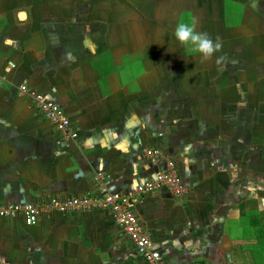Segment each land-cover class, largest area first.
I'll use <instances>...</instances> for the list:
<instances>
[{"label":"crops","instance_id":"0c3cea01","mask_svg":"<svg viewBox=\"0 0 264 264\" xmlns=\"http://www.w3.org/2000/svg\"><path fill=\"white\" fill-rule=\"evenodd\" d=\"M252 2L0 0V205L133 192L173 161L186 195L158 190L135 208L163 263L264 264V11ZM180 20L221 49H185ZM22 84L62 108L76 141ZM0 264L145 263L95 211L0 219Z\"/></svg>","mask_w":264,"mask_h":264},{"label":"built area","instance_id":"2783aa9c","mask_svg":"<svg viewBox=\"0 0 264 264\" xmlns=\"http://www.w3.org/2000/svg\"><path fill=\"white\" fill-rule=\"evenodd\" d=\"M22 95L31 100V106L53 128L60 138L70 143L78 139V132L62 108L44 94L19 86ZM151 162H158L162 152L152 148L146 152ZM106 175H95L96 184L102 185ZM158 190H166L175 198H182L187 193V186L178 173L173 161H168L165 169L157 172L154 178L138 186L133 192H110L102 196L87 194L81 197L50 199L46 202L10 203L0 205V219H20L28 226L37 225L44 217L72 213L90 214L105 211L112 215L117 226L128 236L136 253L145 264H164L158 246L140 225L136 205L141 199Z\"/></svg>","mask_w":264,"mask_h":264},{"label":"clouds","instance_id":"9594fccd","mask_svg":"<svg viewBox=\"0 0 264 264\" xmlns=\"http://www.w3.org/2000/svg\"><path fill=\"white\" fill-rule=\"evenodd\" d=\"M173 35L181 46L193 53H198L202 60L209 59L222 47L219 37L213 39L207 33L196 32L190 20H180L175 26ZM221 59L222 57H218L216 63L219 64Z\"/></svg>","mask_w":264,"mask_h":264},{"label":"rangeland","instance_id":"374dc122","mask_svg":"<svg viewBox=\"0 0 264 264\" xmlns=\"http://www.w3.org/2000/svg\"><path fill=\"white\" fill-rule=\"evenodd\" d=\"M253 2L251 3V5L255 6V10H259V11H264V0H252ZM262 18V17H261ZM259 19V24H258V31H263V26H262V19ZM263 41V40H262ZM264 54V52H258V56ZM255 55L257 56V54L255 53ZM257 58V57H256ZM258 60V59H257ZM259 61V60H258ZM261 63H264V59L262 61H260ZM241 119L243 121L247 120L246 115H241ZM262 119V118H261ZM261 122L263 121H259L258 124L261 126ZM259 132V131H258Z\"/></svg>","mask_w":264,"mask_h":264}]
</instances>
